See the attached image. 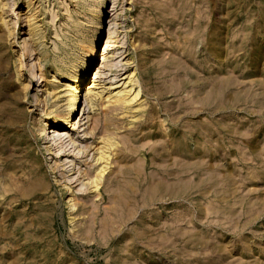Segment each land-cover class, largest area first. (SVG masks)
I'll list each match as a JSON object with an SVG mask.
<instances>
[{
    "label": "rangeland",
    "instance_id": "374dc122",
    "mask_svg": "<svg viewBox=\"0 0 264 264\" xmlns=\"http://www.w3.org/2000/svg\"><path fill=\"white\" fill-rule=\"evenodd\" d=\"M103 1L91 70L105 53L100 87L133 72L142 97L133 118L107 102L79 108L81 145L106 123L119 136L97 196L75 181L90 154L49 155L38 137L53 115L40 64L48 74L81 53L93 0H40L37 46L22 1L7 0L0 264H264V0Z\"/></svg>",
    "mask_w": 264,
    "mask_h": 264
},
{
    "label": "bare ground",
    "instance_id": "6f19581e",
    "mask_svg": "<svg viewBox=\"0 0 264 264\" xmlns=\"http://www.w3.org/2000/svg\"><path fill=\"white\" fill-rule=\"evenodd\" d=\"M21 1L22 11L20 14L22 18L24 17L23 20H26L30 41H32V44H35L34 46H37V43L33 41L39 38L40 35L37 32L41 27L40 24H37L39 23L38 17L41 15L38 6L40 0ZM117 4H119L118 0ZM103 5V0H93L88 8L89 11L86 15L90 13L92 15V23H97V25L95 27L93 26L92 29L90 28V34L85 38L86 40L80 49V54H75L73 59L70 58L69 61L61 60V64L54 63V65H51L50 71L47 70L50 72L48 74H45V69L42 68L41 64L39 67L45 81L43 92L44 100L46 103H49L53 115H50L51 117L47 118L40 126L38 137L45 140L44 143H47V140L50 141V144L45 146L49 155L57 156L61 152H74L79 146L80 148L76 152L77 155L81 153L85 154L84 156L87 157L90 154L91 160L88 164L89 169L78 167L75 181L79 180V184H81L80 187L86 186L87 190L94 192L97 196L101 195L100 191L105 183L106 174L108 173L110 176L114 172L111 163L113 159L118 157L120 151L119 136L117 132L111 129L114 123H106L103 126L102 136H98L97 139L91 140L85 146L81 145V142L88 139L89 136H87V133H82L81 137L79 136V141L74 137L73 133L84 125V123L80 124L82 114L79 113V108L84 102L89 104L93 109L98 104L107 102L112 104L115 111L120 110L125 113L127 117L133 118L136 115V106H141V104L135 105V103L142 97L141 89L133 72L127 75L128 80L126 79V82H122L121 85L116 84L117 86L113 87V85L109 83L110 85H101L100 87V78L102 77L101 67L106 68L109 65L105 63V53L102 54V63L91 70L93 61L98 57L97 49L100 47L99 41L101 40L102 27L101 18L98 13L100 9L103 8ZM7 7V0H0V28H7L8 30L6 31L8 34H13V28L8 27L10 19L6 20ZM56 16L57 14L52 11V21L55 20ZM6 31H4V33H6ZM103 31L105 32V30ZM114 37H116L114 31H111V28H109L107 39L113 42L116 41ZM42 44L43 43H40L41 46ZM133 124V120L128 123L129 127H132ZM88 148L90 149L89 152H87ZM125 154H127V152H125ZM127 156L130 155L127 154ZM142 166L143 164L136 166L130 165V173L135 176L141 175ZM67 189H69V186ZM126 204L131 206L130 200H127Z\"/></svg>",
    "mask_w": 264,
    "mask_h": 264
}]
</instances>
